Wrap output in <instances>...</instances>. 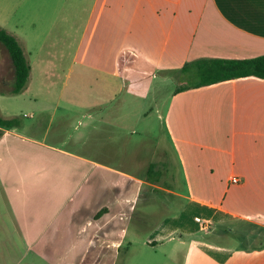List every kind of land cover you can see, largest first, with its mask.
<instances>
[{
  "label": "crops",
  "instance_id": "1",
  "mask_svg": "<svg viewBox=\"0 0 264 264\" xmlns=\"http://www.w3.org/2000/svg\"><path fill=\"white\" fill-rule=\"evenodd\" d=\"M0 28L19 41L28 62H44L52 71L66 62L72 84L61 92L75 98L86 92L88 99L70 96L65 104L94 110L83 114L86 128L99 131L102 126L112 134L123 121L121 110L144 121L149 112L142 111L141 99L157 85L165 93L168 76L176 81L174 72L185 63L263 56L264 0H0ZM6 56L12 75L0 78L6 87L0 97H16L9 95L13 70L7 51ZM29 66L21 94L38 112L23 116L34 121L24 124L0 106L1 116L19 120L18 127H0V264H21L76 197L84 205L96 194L93 177L106 172L130 179L133 183L124 188L136 196L151 189L144 194L160 191L173 197L177 217L146 244L171 245L178 264H264V79L244 77L156 100L165 107L163 115L160 107L155 113L181 171L180 190L173 191L88 158L81 132L70 141L59 133L60 145L48 143L51 105L27 94L34 76ZM125 91L130 101L119 100ZM89 149L97 151L93 145ZM233 177L238 184H231ZM103 200L104 208L92 213L89 223L101 222L94 242L111 260L123 244L131 245V224L122 221L132 219L137 205L129 200L131 210L120 214L116 191L107 190ZM113 212L115 219H110ZM152 213L148 206L142 219ZM227 234L249 243L234 247L217 240Z\"/></svg>",
  "mask_w": 264,
  "mask_h": 264
},
{
  "label": "rangeland",
  "instance_id": "2",
  "mask_svg": "<svg viewBox=\"0 0 264 264\" xmlns=\"http://www.w3.org/2000/svg\"><path fill=\"white\" fill-rule=\"evenodd\" d=\"M2 53L0 54L2 59L0 62V78L3 76L10 78L12 74L6 51L2 50ZM29 62L33 67L34 76L31 82L32 87L27 94L30 93L38 97L39 100H45L51 105L50 113H48V118L51 117L49 135L47 136L48 143L60 145L63 140L70 141L71 137L81 132L87 140L85 141V144H87L86 151H84L88 158L105 163L112 168L122 169L127 175L135 178L158 181L159 184L169 187L173 191L180 190L182 183L180 167L164 122L158 120L155 113L159 109L157 107H160L161 115L165 111V107L156 100L167 99V95L174 93L176 88L181 85L174 81L171 75L168 76L171 82L169 81V84L165 87V93L160 90L163 87L157 85L147 95V98L141 99L145 100L142 111L149 112L144 121L133 118L130 114L132 113L131 110H121V116L123 117L121 126H118L115 131L111 130L112 134L110 132L108 134L105 133L109 129L106 127L101 126L99 131L86 128V119L83 114L94 110L80 109L65 104L70 96L75 98L68 91L61 92L64 85L72 84V80L66 77L64 70L67 65L66 62H59L53 71L47 69L44 62L33 58H30ZM155 80L152 79L154 84L159 81V79ZM85 87L83 86V88ZM5 88L0 83V89ZM75 96L76 101L88 99L86 92ZM128 96L130 95L125 91L119 100L130 101ZM131 100L136 104L138 103V99L132 98ZM27 102L28 99L25 94L16 97H0V106L4 107L6 112L13 111L23 120L24 124L34 121L25 118L24 113L34 114L35 117L38 114L37 110L27 106ZM79 121H81V124H79ZM47 122L49 123V120H46V125ZM59 133L63 136V140L58 139ZM91 145L97 150L95 153L93 149L89 151ZM65 147L72 149L73 146L66 142ZM93 178L96 194L86 199L84 205H80L78 203L80 200L76 197L48 229L42 242L27 254L21 264H92L93 260L96 259L103 260L105 264H111L108 263L111 260H113L112 264H178L179 255L174 254L171 245L165 244L152 247L146 244L147 239L153 236L159 227L171 218L177 217L174 203L170 204L173 197L160 191H151L152 195L144 194L151 189H146L141 196L139 194L136 196L134 194L135 190L131 193L124 188L125 185L133 183L130 179L107 172L95 174ZM106 189L108 193L116 191L120 201L116 205V209L120 214H125L126 210L131 208L129 200L134 198L133 205H137V211L134 215L132 214V219L127 218L122 221L123 226L131 224L127 239L128 242H131V245L123 244L117 250V253L111 255V260L107 259L105 254H102L94 242V234L101 230V227H98L101 222L95 226L89 223L92 213L104 208L105 200L103 199H105L107 193ZM148 206L151 207V214L154 211L155 215H149L147 219L143 220L145 209ZM110 216V219H115L113 217L115 212L111 213ZM248 232L251 233L250 231L245 233ZM217 240L234 247H242L244 243H249L242 237L230 234L219 237ZM251 244L256 245V242Z\"/></svg>",
  "mask_w": 264,
  "mask_h": 264
},
{
  "label": "trees",
  "instance_id": "3",
  "mask_svg": "<svg viewBox=\"0 0 264 264\" xmlns=\"http://www.w3.org/2000/svg\"><path fill=\"white\" fill-rule=\"evenodd\" d=\"M0 45L7 51L13 70V88L9 95L21 94L30 76V66L24 50L14 36L1 28ZM174 73L176 81L181 84L175 93L244 77L264 79V55L245 60L198 59L185 63ZM18 126V118H4L0 115L1 128L12 129ZM102 213L103 211L99 212L96 217Z\"/></svg>",
  "mask_w": 264,
  "mask_h": 264
},
{
  "label": "built area",
  "instance_id": "4",
  "mask_svg": "<svg viewBox=\"0 0 264 264\" xmlns=\"http://www.w3.org/2000/svg\"><path fill=\"white\" fill-rule=\"evenodd\" d=\"M230 181H231V184H238L239 183V179L236 177L231 178Z\"/></svg>",
  "mask_w": 264,
  "mask_h": 264
}]
</instances>
